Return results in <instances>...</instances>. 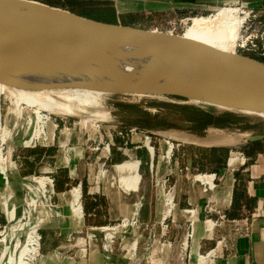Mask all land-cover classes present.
<instances>
[{
  "label": "crops",
  "instance_id": "crops-1",
  "mask_svg": "<svg viewBox=\"0 0 264 264\" xmlns=\"http://www.w3.org/2000/svg\"><path fill=\"white\" fill-rule=\"evenodd\" d=\"M235 2L250 4L264 21V0H98L96 17L90 19L181 33L178 16ZM3 100L0 122L5 126L10 108ZM54 121V138L42 144L1 141V153L10 156L12 167L5 180L0 177V225L6 227L10 218L13 228L0 232V240L13 234L14 246L10 251L0 246V264H20L21 249L28 264H264V133L237 130L227 133L242 135L236 144L204 145L212 133L202 138L171 131L190 134L194 141L142 128L63 135L71 124ZM247 135L263 139L246 142ZM147 146L152 149L148 168L138 161L139 149ZM165 147L171 149L169 157ZM202 173L216 175L213 190L208 180L197 179ZM34 178L43 181L36 184ZM171 194L173 208L166 201ZM206 204L215 212L206 213ZM191 209L194 213H187ZM244 210L259 212L247 227L234 221ZM217 212L226 219L212 227L205 219H217ZM165 215L170 245L162 244ZM192 219L193 234L184 247ZM107 227L115 233L91 238V229ZM30 234L39 236L37 248Z\"/></svg>",
  "mask_w": 264,
  "mask_h": 264
},
{
  "label": "bare ground",
  "instance_id": "bare-ground-1",
  "mask_svg": "<svg viewBox=\"0 0 264 264\" xmlns=\"http://www.w3.org/2000/svg\"><path fill=\"white\" fill-rule=\"evenodd\" d=\"M7 11L17 15H24L26 13L24 10L17 8H10ZM241 23L242 20L238 17L235 9L221 8L213 18H193L191 24L185 31L186 33L183 35L185 38L208 44L219 50L230 49L229 53H235L234 46ZM93 53L94 57L65 51L14 53L11 56L4 53V55L0 56V97H6L12 106L11 109H8L9 111L7 113L8 116H10L9 125L3 127L0 122V177L3 180H5L6 173H9L8 170L12 167V161L10 160V156L6 157L1 153V148L3 149V147H1V141L5 142L12 140V142L17 145L30 147L53 139L55 124L50 116L52 110L51 105H63L65 107L70 105L74 107L72 111L74 110L77 116L78 110L76 109L75 103H81L83 105L89 104L91 98L98 97L103 93V91L97 90V86L116 82V77L112 75L110 69L118 74V81L127 84H135L145 77V80L151 78L157 84L177 85L185 89H188L191 84L185 81L184 77L191 78L194 76L192 71L183 67L186 63L184 60L162 56L146 49L124 47L99 50ZM158 63H169L177 66V68L167 74L156 75L155 78H153L152 76L155 75L154 71ZM69 83H83L92 87L53 88L54 85ZM131 95L142 98L159 97L142 94ZM187 101L191 104L210 105L220 110H240L239 108H246L243 110L244 112L255 114L264 119V112L260 111V108H257L258 105L246 99H221L209 102L201 95H196ZM23 105L31 107V112L26 118H23L20 124H18L17 120L23 114ZM231 113L233 112L231 111ZM86 121V118H82L80 123H76L73 127L74 131H82V126L86 124ZM14 131L15 134L13 136L12 133ZM211 131L214 138L211 141L202 142V144H236L242 137V135L232 137L221 129L213 128ZM23 132H25V135L21 134ZM62 133L63 135H67L68 128L64 129ZM167 135L180 140L194 141L193 136L190 134L170 132ZM164 151L169 157L171 151L170 147H165ZM139 153L138 161L142 162L146 168H148L151 164V147L147 146L145 149L140 148ZM10 177L11 176H9V178ZM33 180L36 184H40L41 181H43L38 178H34ZM45 185H50L47 179L45 180ZM125 185L124 186L127 188V184ZM72 211L74 213L73 209ZM78 213L79 212L75 211L74 215L78 216ZM8 222L9 223L5 227L6 231L13 228L10 218ZM119 230L120 228L117 227L116 233H119ZM103 232L113 235L115 230L109 229L108 227L91 229V238L93 240L98 239L100 234L103 235ZM12 235H8L5 239L3 238V240H0V246L5 247L6 251H10L14 246ZM29 238H31L29 242L37 248L39 236L37 234H32ZM23 241L25 240H21L22 243ZM18 247H20V245ZM24 253L25 251L21 249L20 254L22 257L24 256V259H22L20 264H28V261L25 260L26 255H23Z\"/></svg>",
  "mask_w": 264,
  "mask_h": 264
},
{
  "label": "water",
  "instance_id": "water-1",
  "mask_svg": "<svg viewBox=\"0 0 264 264\" xmlns=\"http://www.w3.org/2000/svg\"><path fill=\"white\" fill-rule=\"evenodd\" d=\"M24 10V15L7 11ZM140 48L162 56L184 60L183 67L194 76L185 78L188 89L157 84L151 78L135 84L118 81L97 86L103 93L154 95L188 100L201 95L209 102L246 99L264 112V62L240 53H229L208 44L171 32L151 31L104 23L35 0H0V56L14 53L65 51L94 57L95 51ZM177 66L158 63L154 76L167 74ZM90 88L83 83L54 85L61 88ZM243 111L246 108H239ZM219 129V128H218ZM261 135H247L246 142H257Z\"/></svg>",
  "mask_w": 264,
  "mask_h": 264
},
{
  "label": "rangeland",
  "instance_id": "rangeland-1",
  "mask_svg": "<svg viewBox=\"0 0 264 264\" xmlns=\"http://www.w3.org/2000/svg\"><path fill=\"white\" fill-rule=\"evenodd\" d=\"M221 8L235 9L237 11L238 17L244 23L243 26H240L236 39L237 43L235 44H238L241 38L245 39L248 35H251L245 31V28L246 30H253V32L259 36H264V21L262 19L260 20L258 13L252 8L250 4L244 2H235L227 5L216 6L197 15L183 14L178 16V20L176 21L177 23L179 20L186 18H190V21L185 28L181 29V33L176 34L183 35L186 33L185 29L191 24V19L196 17L213 18ZM88 15L92 16V18L96 17L90 13H88ZM263 40V38L258 39V48L254 50H246L242 48H236L234 50H236L237 53L260 60L259 58H262L261 50L264 49V47L262 48ZM222 51L230 52V49ZM1 97L4 98L3 101L5 103V107H9L11 109L12 106L8 99L4 96ZM23 106V114L19 118L20 120H17L18 124H20L23 118H26L31 112V107L27 105ZM75 106L78 110L77 116L74 113V110L72 111L74 107H71L70 105L66 107L63 105H51L52 110L50 112V116L53 122H55L54 120L63 119L67 123L71 124L70 127L72 128H68V133H79V131H74L73 127L76 123H80L82 118H86L87 121L86 124L82 126V130L88 132L97 130L112 131L113 129L128 130L129 128H142L143 130L154 133L157 131H184L190 134H196L202 138L212 135L211 129L208 128L204 130H201L199 127H196V130L192 129L194 125L190 123L189 119L198 117L192 109L208 112L216 117L223 114L232 115V117H234L232 119L234 120L235 124H231L224 128H219L221 130H225L227 133L237 132V130L249 131L254 134L264 133V119L255 114L238 110H220L216 107L205 104H191L185 99L171 97L142 98L139 96L136 97L123 93H101L98 97L91 98L89 104L87 103L86 105H83L81 103H75ZM231 111L233 113H231ZM8 125L9 120L5 126H2L7 127ZM225 128H228V130ZM14 134L15 131L12 133V135L14 136ZM21 134L25 135V132ZM101 134L104 137V133ZM8 198L9 196L6 198V203L10 204L8 202Z\"/></svg>",
  "mask_w": 264,
  "mask_h": 264
},
{
  "label": "built area",
  "instance_id": "built-area-1",
  "mask_svg": "<svg viewBox=\"0 0 264 264\" xmlns=\"http://www.w3.org/2000/svg\"><path fill=\"white\" fill-rule=\"evenodd\" d=\"M189 21H190V18L181 19V20H179V22L177 23V25H178V27L180 29H182V28H185L187 26V24H188ZM191 21H192V19H191ZM243 24L244 23L242 21L241 25L243 26ZM186 29H185V31H186ZM245 31H247L248 34H251V35H248L247 38H245V39L244 38H241L240 41H239V43L238 44H235V46H234L235 48L234 49H236V48H242V49H246V50H248V49L249 50H254V49L258 48V39H262V38L264 39V36L263 35H260L259 36L258 34H255L253 32V30H251V31L248 30V29L246 30V28H245ZM171 33H173V32H171ZM263 33H264V30H263ZM236 43H237V41H236ZM263 47H264V40L262 42V48ZM235 52H236V50H235ZM56 127H57V125L55 126V128ZM146 139H149V137H146ZM148 143H149V141H148ZM102 148L106 151L107 154H109V151H110L109 144L103 145ZM96 150H98V147L96 148ZM196 177L201 182H203V179L204 180L205 179L208 180L209 181V184H210V188L209 189L210 190H213L214 189V187H215L214 180L216 178V175L215 174H205V173H202V174H198ZM169 192L170 191H168V194H169ZM166 201L169 203L170 207L173 208L174 203H173V196H172V194H171L170 197L169 196L166 197ZM205 212L209 214L210 212H215V209L212 207V205L206 204ZM187 213L193 214L194 213V210L191 209L190 211H187ZM217 213H218V218L217 219L213 220L211 218H206L205 219V222H208L209 224H211L212 227H215V226L220 225L221 222L226 219V216L224 214H222V213H219V212H217ZM258 215H259V212L257 210H255V211L244 210L243 211V214L241 215V217L239 219L234 220V221L236 223H240L243 226L247 227L249 225V222L252 221V220H254ZM194 223H195V220L194 219L190 220L189 223H188L187 232H186V235H185L186 240H185V243L183 244L184 247L186 246V244L188 242V239L191 238V234H192V232L194 230ZM160 225L162 227L163 237H164L162 244L163 245L164 244L165 245H170V242L166 240L167 235H168V231L170 229V226H169V223L167 221V216L166 215L162 217V219L160 221ZM2 231L3 232L5 231V226H1L0 225V232H2Z\"/></svg>",
  "mask_w": 264,
  "mask_h": 264
},
{
  "label": "trees",
  "instance_id": "trees-1",
  "mask_svg": "<svg viewBox=\"0 0 264 264\" xmlns=\"http://www.w3.org/2000/svg\"><path fill=\"white\" fill-rule=\"evenodd\" d=\"M45 4L52 7H57L61 9L68 10L77 15L92 18L88 13L94 15V9L98 5V0H44ZM261 57L259 58L264 62V49L261 50ZM198 117L190 118L189 121L194 126L192 129L196 130V127L201 128V130L207 129L209 127L214 128H224L231 124H235L230 114H223L221 116H213L208 112L199 111L198 109H192Z\"/></svg>",
  "mask_w": 264,
  "mask_h": 264
}]
</instances>
